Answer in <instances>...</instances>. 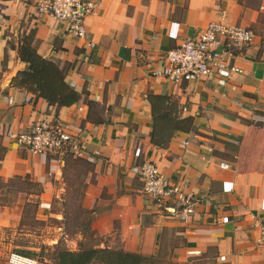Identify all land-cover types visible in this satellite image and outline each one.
<instances>
[{
	"label": "crops",
	"instance_id": "obj_1",
	"mask_svg": "<svg viewBox=\"0 0 264 264\" xmlns=\"http://www.w3.org/2000/svg\"><path fill=\"white\" fill-rule=\"evenodd\" d=\"M36 1L0 0V145L6 148L0 176L6 181L42 176L46 166L55 168L72 156H53L46 165L42 156L10 137L38 118L56 117L87 136L89 153L75 158L94 165L98 180L89 183L87 201L98 234L112 237L126 251L190 264H264V246L256 241L264 167H245L236 153L249 120L264 121V34L238 56L243 73L174 84L153 70L165 52L209 22L202 0H190L179 16L170 0H93L96 8L86 24L94 48L63 34L66 24L49 15L38 17ZM31 32L41 55L73 64L67 80L82 94L77 103L56 110L43 97L13 85L27 66L18 45ZM151 93L176 102L180 116H193L194 129L175 132L165 147L153 144ZM140 159L155 161L171 181L189 183L198 198L189 221L168 214L148 196L131 171ZM4 215L0 211V220Z\"/></svg>",
	"mask_w": 264,
	"mask_h": 264
},
{
	"label": "rangeland",
	"instance_id": "obj_2",
	"mask_svg": "<svg viewBox=\"0 0 264 264\" xmlns=\"http://www.w3.org/2000/svg\"><path fill=\"white\" fill-rule=\"evenodd\" d=\"M170 1L177 4L179 16L190 0ZM202 6L208 21L250 24L257 34H264V0H202ZM249 122L237 142V158L245 167H264V122ZM57 162L54 168L46 161L42 176L17 175L7 181L0 176V211L5 214L0 220V264H10L12 252L31 257L36 264H58L59 248L122 249L112 237L93 229L94 208L87 201L89 183L98 180L93 163L73 156ZM158 259L161 264H190L168 255Z\"/></svg>",
	"mask_w": 264,
	"mask_h": 264
},
{
	"label": "built area",
	"instance_id": "obj_3",
	"mask_svg": "<svg viewBox=\"0 0 264 264\" xmlns=\"http://www.w3.org/2000/svg\"><path fill=\"white\" fill-rule=\"evenodd\" d=\"M95 8L93 0L36 1L38 17L49 15L66 24L63 34L85 40L90 48H94L96 43L90 37L86 18ZM256 37L252 26L222 19L211 20L197 34L181 39L165 52L161 66L155 68L153 74L165 77L174 84L232 78L243 73L237 58ZM70 129L56 117L44 116L26 130L12 132L10 137L30 153L42 156L45 164L51 157L63 153L74 157H84L89 153L87 136ZM94 154L98 155L100 151ZM142 154L141 148L135 150L137 157L141 158ZM221 166L228 167L229 164L222 162ZM131 171L142 181L148 196L168 214L182 221H189L195 214L198 198L186 180L171 181L151 159H140L131 166ZM231 189L228 187V190ZM256 226L259 229L256 241L264 246V208ZM9 261L10 264H36L33 258L17 252L11 253Z\"/></svg>",
	"mask_w": 264,
	"mask_h": 264
},
{
	"label": "trees",
	"instance_id": "obj_4",
	"mask_svg": "<svg viewBox=\"0 0 264 264\" xmlns=\"http://www.w3.org/2000/svg\"><path fill=\"white\" fill-rule=\"evenodd\" d=\"M32 41L33 32L25 35L18 45V56L27 63V66L13 78V85L33 92L37 98L43 97L50 105L55 106L56 110L77 103L82 94L67 80L73 64L66 62L62 65L41 55ZM149 99L153 115L151 133L153 144L165 147L175 132L194 129V117L180 116L177 103L169 97L151 93ZM253 122L264 121L253 120ZM0 150L5 152L6 148L0 145ZM3 152L0 159L3 157ZM12 179L14 178L9 180ZM158 258L155 255L149 256L109 247H84L77 251L59 248L57 251L58 264H158L161 262Z\"/></svg>",
	"mask_w": 264,
	"mask_h": 264
}]
</instances>
